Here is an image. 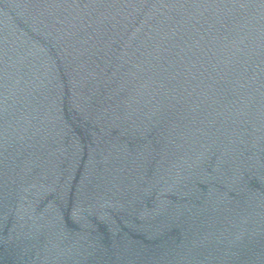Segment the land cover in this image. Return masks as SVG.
Masks as SVG:
<instances>
[{
  "label": "water",
  "instance_id": "95a60500",
  "mask_svg": "<svg viewBox=\"0 0 264 264\" xmlns=\"http://www.w3.org/2000/svg\"><path fill=\"white\" fill-rule=\"evenodd\" d=\"M0 264H264V0H0Z\"/></svg>",
  "mask_w": 264,
  "mask_h": 264
}]
</instances>
